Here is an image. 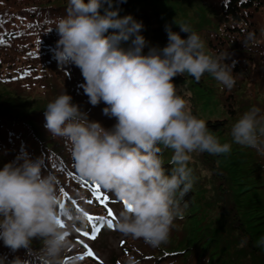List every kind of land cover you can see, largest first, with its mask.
<instances>
[{
    "label": "clouds",
    "instance_id": "9594fccd",
    "mask_svg": "<svg viewBox=\"0 0 264 264\" xmlns=\"http://www.w3.org/2000/svg\"><path fill=\"white\" fill-rule=\"evenodd\" d=\"M102 0H68L66 14L55 18L59 39L52 50L58 66L74 64L81 71L83 89L92 106L103 102L105 116L116 123L105 129L90 121L65 93L44 109L47 132L66 143L77 172L123 203L115 229L125 237L141 239L151 248L169 242L174 220L183 219L181 201L196 180L189 162L192 153L229 154L232 145L221 144L206 121L192 114L177 94L173 78L187 74L199 81L205 73L228 90L235 84L227 53L212 56L204 42L186 23L177 24L187 38L166 25L168 42L150 48L140 34L143 24L131 15L119 16L109 7L100 14ZM109 29L111 35H105ZM128 50L119 47L128 41ZM253 39L249 34L248 40ZM247 46V41L244 42ZM235 62H233L234 64ZM232 143L264 155V114L253 106L241 114L230 130ZM172 150L170 174L165 173L162 150ZM43 158L32 160L21 152L0 168V239L16 251L26 249L39 264H64L72 247L71 224L61 227L60 209L73 224L83 216L72 214L61 203V191L51 172L42 175ZM63 205V207H62ZM184 208L187 204L183 205ZM33 239L40 248L33 251ZM247 238L241 241V247ZM256 246L264 249V236ZM0 264H28L0 256ZM123 264H138L128 255Z\"/></svg>",
    "mask_w": 264,
    "mask_h": 264
},
{
    "label": "trees",
    "instance_id": "16d2710c",
    "mask_svg": "<svg viewBox=\"0 0 264 264\" xmlns=\"http://www.w3.org/2000/svg\"><path fill=\"white\" fill-rule=\"evenodd\" d=\"M158 1L113 0L135 20L142 22L140 34L146 41L142 50L145 55L150 48L162 49L168 42L165 26L156 12ZM214 1L213 14L203 21L206 27L203 36L214 48L212 56L226 52V59L235 62L232 68L242 72V75H233L235 84L231 90L214 87L215 91L224 93L218 103L221 116L210 117L208 113L202 117L194 111L199 99H203L201 94L197 97L195 88L204 86L211 75H202L199 81L187 74L178 75L173 78V83L192 114L206 121L207 128L221 144L230 143L231 152L190 154L192 159L188 166L193 169L196 180L181 201L184 216L174 220L167 244L151 248L141 239L126 237L117 246L121 256L116 250L110 251L105 264H123L128 255L135 257L138 264H264V249L256 246L257 240L264 236V155L232 143L230 135L232 125L251 107H259L261 114L264 112V0ZM67 6L68 0H0V39L4 41L0 44V152L10 162L21 152L32 160L43 158L41 174H54L57 189L62 190L61 203L70 213L83 216L82 223L76 221L73 224L66 220L64 208L60 209L62 223L66 227L71 224L73 228L68 235L72 247L63 255L64 264H101L93 258L79 260L77 257L86 251L83 232L93 226L99 227L100 237L113 229L96 219L108 217V208L98 197H105L109 192L82 177L66 143L51 137L44 127L47 103L63 93L72 97L71 102L78 105L90 121L99 122L105 129L116 123L115 118L105 116L103 112L90 114L86 111L87 100L81 98L83 89L79 88L77 80L82 75H65L56 60L51 64L55 59L52 50L59 36L55 28L46 31L55 27L52 23L55 18L66 14ZM171 29L183 39L188 35L179 26ZM249 34L253 39L248 40ZM39 63L47 67L55 64L61 75L50 78L51 75L35 74ZM6 69L19 70L24 75H5ZM56 77L61 83L56 82ZM183 88H188L186 93ZM34 93L35 98L32 97ZM46 93L53 94L47 96ZM246 93L247 101L244 100ZM172 154L170 149L162 150L166 174H170ZM65 191L67 195H64ZM90 200L92 203H88ZM109 200L123 210L122 202L116 198ZM184 204H187L186 208ZM85 213L93 219L88 221ZM245 238L247 244L241 247ZM40 246V241L33 239L32 250L37 251ZM0 256L9 261L20 258L28 264H39L26 249L13 251L4 245L2 239Z\"/></svg>",
    "mask_w": 264,
    "mask_h": 264
},
{
    "label": "rangeland",
    "instance_id": "374dc122",
    "mask_svg": "<svg viewBox=\"0 0 264 264\" xmlns=\"http://www.w3.org/2000/svg\"><path fill=\"white\" fill-rule=\"evenodd\" d=\"M214 0H159L156 4V12L158 13L159 20L160 22L166 26H178L177 24L179 23H186L188 24L191 29L196 32L201 40L204 42L205 45V52L209 55H212V52L214 51L213 46L209 45L207 40L205 39V36H203V29H205V25L203 24V21L206 20L207 18L211 17V15L214 12V9L212 5L214 4ZM111 7L112 9H118L119 10V16L123 17L125 15H130L125 11V8L119 6L118 4L114 3L113 0H110ZM109 7V0H102V6L100 8V14H104V10ZM174 21L177 23L175 24ZM114 30L109 29L108 32L105 33V35H111ZM184 37V39H186ZM119 47L122 48L123 50H128L131 45L130 39L128 41H121L119 43ZM220 53H217L219 55ZM48 58V56H46ZM55 62V59L51 62L53 64ZM225 64H228L233 67V61L232 59H225L224 60ZM60 69L65 71V75H81V71L78 67H76L74 64H65L60 67ZM51 73H49V72ZM25 72H29L25 70ZM35 74L37 75H61L59 71L56 70L55 64L52 66L47 67L44 64H38L35 68ZM5 75H24V73H20L19 70L11 71V69H6L5 70ZM208 73H205L204 76L208 77ZM232 75H242L241 71H237L232 68ZM48 78V79H50ZM78 80V86L82 83H84V80L82 77H77ZM56 82L61 81L56 77ZM242 85V84H241ZM240 85V86H241ZM218 86V89L224 87L222 84H220L217 80H215L213 77H208L206 79V83L204 86L197 87L195 88L197 93V97H199V94L203 96V99H199L198 104H196V108L194 111L197 112L199 116L204 117L206 114H208L210 117H214L215 115L221 116L220 111L222 110L219 108L218 103H220L222 99V94L223 92L220 93V91H215L214 87ZM186 87V86H185ZM192 87V86H191ZM80 88V87H79ZM262 87L259 86V89ZM59 89V88H57ZM82 89V88H80ZM185 88H183L184 90ZM188 90V88H186ZM193 89V88H192ZM182 90V91H183ZM187 90H184L186 93ZM190 91V90H189ZM193 93L192 91H190ZM53 93H46L47 96L51 95ZM224 94V93H223ZM81 98L83 97L84 99L87 100V103L85 105V109L88 113L90 114H99L102 112L103 108L106 106L103 102L101 107L100 106H92L88 102V97L84 94V92L80 93ZM32 97H37V95L34 93ZM247 93L244 95V100L247 101ZM261 96L258 97L259 100H261ZM212 100V101H211ZM202 102H204L202 104ZM215 103V104H214ZM242 104V102H240ZM264 114V112H263ZM10 161L8 158L3 155L0 152V168L4 166V164L9 163ZM98 195V194H97ZM105 197L108 199L103 202V204L106 205V208H110L113 212L114 220H113V229L111 232H106L104 235H101L99 237V234L97 235V238L95 240L90 239L88 236H82L84 238V244H87L89 248L94 252L95 254V261H101V264L106 263V258L109 254L110 251H117L121 256V252L119 248L117 247L121 239L126 238L122 234H120L116 229H115V224L117 221V218L119 216L120 211H122L121 206L119 207L117 204L110 203L111 198H115L112 193H108ZM101 202V200H99ZM107 209V210H108ZM108 217H105V221H103L104 224H106V221ZM77 235V233H76ZM128 241L126 242L127 245ZM87 250V249H86Z\"/></svg>",
    "mask_w": 264,
    "mask_h": 264
},
{
    "label": "snow or ice",
    "instance_id": "6c2138e0",
    "mask_svg": "<svg viewBox=\"0 0 264 264\" xmlns=\"http://www.w3.org/2000/svg\"><path fill=\"white\" fill-rule=\"evenodd\" d=\"M29 27L31 28V25H29ZM2 43H4V41L2 39H0V44H2ZM30 55H32V54H30ZM97 188H98V186H96V188L93 189L94 194L96 193ZM64 195H67V192L66 191L64 192ZM98 198L101 200L102 203L108 199L107 197H102V198L98 197ZM88 203H92V201L90 200V201H88ZM62 207H63V205H62ZM107 216L110 217V218L106 221V226L108 228H113L114 227V225H113V219H112L113 212H112V210L110 208L107 211ZM85 217H86V219L88 221H91L93 219V217L92 216H89L87 213H85ZM96 219H98L100 221H104V218L103 217H97ZM63 226H64V224L62 223V219H61V227H63ZM77 231H80V230L77 229ZM100 231H101V229L99 227L93 226L89 231L83 232V235L84 236H88L92 240H95L97 238V234ZM78 242L82 243V241H78ZM83 246L87 250L84 252L83 255L78 256L77 259L83 260L85 257H89V258L95 259V254L89 248V246L87 244H84Z\"/></svg>",
    "mask_w": 264,
    "mask_h": 264
},
{
    "label": "bare ground",
    "instance_id": "6f19581e",
    "mask_svg": "<svg viewBox=\"0 0 264 264\" xmlns=\"http://www.w3.org/2000/svg\"><path fill=\"white\" fill-rule=\"evenodd\" d=\"M53 39V38H52ZM51 44V43H50ZM50 47H52V45L50 46Z\"/></svg>",
    "mask_w": 264,
    "mask_h": 264
}]
</instances>
